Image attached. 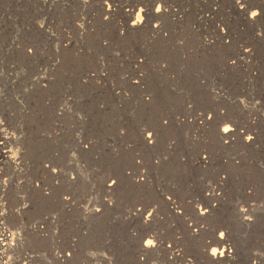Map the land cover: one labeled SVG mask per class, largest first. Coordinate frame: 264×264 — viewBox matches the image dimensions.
<instances>
[{
	"label": "rangeland",
	"instance_id": "obj_1",
	"mask_svg": "<svg viewBox=\"0 0 264 264\" xmlns=\"http://www.w3.org/2000/svg\"><path fill=\"white\" fill-rule=\"evenodd\" d=\"M1 144L0 264H264V0H0Z\"/></svg>",
	"mask_w": 264,
	"mask_h": 264
},
{
	"label": "bare ground",
	"instance_id": "obj_2",
	"mask_svg": "<svg viewBox=\"0 0 264 264\" xmlns=\"http://www.w3.org/2000/svg\"><path fill=\"white\" fill-rule=\"evenodd\" d=\"M143 1V0H142ZM157 1V0H156ZM159 1V0H158ZM161 1V0H160ZM138 2V1H137ZM140 3V2H139ZM237 7V6H236ZM147 9V8H146ZM161 8H159V6H158V8L156 9V11H157V13L158 12H160L159 10H160ZM246 9V8H245ZM150 11H146V13H148L149 14V16L151 15V13H149ZM253 12H256L257 13V15H255V16H253L252 15V13ZM130 13H132V12H130ZM129 13V14H130ZM155 15H156V13H155ZM258 15H260L259 14V12L257 11V10H253V11H251L250 12V15H249V19H251V20H254V19H256V17H258ZM130 16V15H129ZM157 16V15H156ZM247 18H248V14H247ZM259 18H261V17H259ZM150 19V18H149ZM134 21H135V23H134ZM144 22H143V20H142V18H135V20H133L131 23H130V25H131V27H133V28H142V27H144V24H143ZM225 127H228L229 128V131H227V132H225L224 131V128ZM233 129V127L232 126H230V125H223L222 126V128L219 130L220 131V138L222 137V138H224L226 135H228V133L231 131ZM234 132V131H233ZM230 134V133H229ZM248 136V135H247ZM229 138V137H228ZM248 139V138H247ZM2 145V144H1ZM5 147V145H2V146H0V148L2 149V148H4ZM1 152V151H0ZM2 152L4 153L5 152V154H4V156H7L6 154L8 153V150H2ZM1 152V156L3 155V153ZM242 213V212H241ZM240 212H239V214H241ZM244 213V212H243ZM243 213H242V215H243ZM244 214H247V212L246 213H244ZM239 216H241V215H239ZM248 218V217H247ZM3 231V232H2ZM6 238H8V234H6V231H4L3 229H0V246L3 244V243H5V244H7V242H3L2 243V241H3V239H6ZM212 240H214V238L212 239ZM148 241H151L152 242V240L151 239H147L146 241H145V245L146 246H149V245H151L152 246V244H153V242L151 243V244H149L148 243ZM224 241H225V238H224V235H223V237H221V235L219 234V237H217V239L215 240V242H216V244L217 243H220V244H224ZM10 243V242H9ZM214 243V242H213ZM8 245V244H7ZM213 249H216L217 250V248L216 247H213L212 248V250H211V255H213L214 257L216 256V255H224V253H223V251H224V249H220V250H217L216 251V253L215 254H213ZM220 253H223V254H220Z\"/></svg>",
	"mask_w": 264,
	"mask_h": 264
},
{
	"label": "snow or ice",
	"instance_id": "obj_3",
	"mask_svg": "<svg viewBox=\"0 0 264 264\" xmlns=\"http://www.w3.org/2000/svg\"><path fill=\"white\" fill-rule=\"evenodd\" d=\"M241 7H243V5H241ZM252 15L255 16V15H257V13L256 12H253ZM134 23H135V21H134ZM224 131L225 132L229 131V128L228 127H225L224 128ZM148 135L151 136V133H148ZM220 235H221V237H223L224 233H220ZM148 243L151 244L152 242L151 241H148ZM216 251H217L216 249H213V254H215ZM221 254H223V253H221Z\"/></svg>",
	"mask_w": 264,
	"mask_h": 264
}]
</instances>
